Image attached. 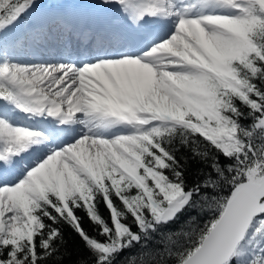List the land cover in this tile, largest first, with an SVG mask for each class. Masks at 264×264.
<instances>
[{"label": "snow or ice", "instance_id": "6c2138e0", "mask_svg": "<svg viewBox=\"0 0 264 264\" xmlns=\"http://www.w3.org/2000/svg\"><path fill=\"white\" fill-rule=\"evenodd\" d=\"M61 224L84 264H264V0H0V264H62Z\"/></svg>", "mask_w": 264, "mask_h": 264}, {"label": "trees", "instance_id": "16d2710c", "mask_svg": "<svg viewBox=\"0 0 264 264\" xmlns=\"http://www.w3.org/2000/svg\"><path fill=\"white\" fill-rule=\"evenodd\" d=\"M41 3H47L48 0H40ZM178 156H183L188 158V165H187V180L189 184H193L196 182L197 179H203V176H198V170L204 169L205 172L208 171V169L204 168L203 164H199L197 161L193 160L191 158V153L188 151H182L178 153ZM227 189H225V194L227 193ZM100 211L102 212L103 216L105 218L108 217V211L103 207V205L100 206ZM78 215L83 217V226L88 231L90 235H96V230L94 229V226L92 223L89 222L87 216L83 212H79ZM192 218L196 219V225L192 223ZM211 219V213L210 212H204L203 214H200L196 211H188L185 214H183L179 221L177 223L173 224L171 226L172 229H180L181 226L187 225V228L190 230L197 225H203L208 222V220ZM64 238L67 241L66 244V252L64 255V259L62 264H84L85 261H87L89 257V253L87 248L84 245V242L82 239L66 224L60 225ZM101 238V237H97ZM135 253H139V249L133 250ZM131 253H125L124 256H129ZM123 259V257H122ZM152 257L149 256H143L140 257L137 256V264H140V261H143V264H152Z\"/></svg>", "mask_w": 264, "mask_h": 264}, {"label": "rangeland", "instance_id": "374dc122", "mask_svg": "<svg viewBox=\"0 0 264 264\" xmlns=\"http://www.w3.org/2000/svg\"><path fill=\"white\" fill-rule=\"evenodd\" d=\"M19 35L21 37L24 36V28L22 27L21 28V31L19 32ZM46 43L41 47V49L35 54L33 55L31 52L29 51H26V50H22L19 54H18V59L23 62V63H28V62H31L33 60H36V57H38L41 53H45V54H42L41 57L43 60H53V57L54 55L56 54H47L48 52L52 51L53 49H57L58 50V54H57V58H61V56L64 54L65 50H66V46H63V44L59 45V46H56V47H53V48H50V49H46ZM20 47L21 49H25L26 48V40L24 39H21L20 41ZM70 49V48H68ZM72 50V49H71ZM72 51H77L76 49L75 50H72Z\"/></svg>", "mask_w": 264, "mask_h": 264}, {"label": "bare ground", "instance_id": "6f19581e", "mask_svg": "<svg viewBox=\"0 0 264 264\" xmlns=\"http://www.w3.org/2000/svg\"><path fill=\"white\" fill-rule=\"evenodd\" d=\"M63 44V46H66V48H70L72 50H81L85 47V45L79 41H77L75 38L71 39V40H66L63 37H53L50 38L49 40H47L46 42V49H50L56 46H59ZM56 53V54H55ZM58 50L57 49H53L52 51L48 52L47 54L51 55V54H55L53 57V60H57L59 58H57V54H58ZM45 54V53H41L38 57H36L37 59H42L41 55Z\"/></svg>", "mask_w": 264, "mask_h": 264}]
</instances>
